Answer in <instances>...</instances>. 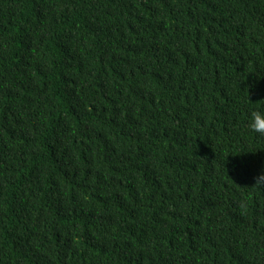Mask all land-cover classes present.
Wrapping results in <instances>:
<instances>
[{"label": "trees", "instance_id": "trees-1", "mask_svg": "<svg viewBox=\"0 0 264 264\" xmlns=\"http://www.w3.org/2000/svg\"><path fill=\"white\" fill-rule=\"evenodd\" d=\"M254 112L264 0H0V264H264Z\"/></svg>", "mask_w": 264, "mask_h": 264}, {"label": "clouds", "instance_id": "clouds-1", "mask_svg": "<svg viewBox=\"0 0 264 264\" xmlns=\"http://www.w3.org/2000/svg\"><path fill=\"white\" fill-rule=\"evenodd\" d=\"M249 128L255 133L264 135V113L254 112L249 122ZM245 160L232 161L229 166L232 172H235L238 168H243ZM249 185L264 191V162L260 164L257 170L248 178Z\"/></svg>", "mask_w": 264, "mask_h": 264}]
</instances>
